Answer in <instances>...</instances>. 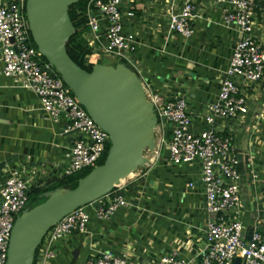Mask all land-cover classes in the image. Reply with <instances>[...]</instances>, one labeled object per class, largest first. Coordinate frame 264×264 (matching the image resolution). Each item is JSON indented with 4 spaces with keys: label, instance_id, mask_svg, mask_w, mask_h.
<instances>
[{
    "label": "crops",
    "instance_id": "0c3cea01",
    "mask_svg": "<svg viewBox=\"0 0 264 264\" xmlns=\"http://www.w3.org/2000/svg\"><path fill=\"white\" fill-rule=\"evenodd\" d=\"M184 1L125 2L124 12L130 10L133 16H124V32L134 36L130 60L144 87L166 99L183 97L194 128L200 130L204 126L200 117L218 94L236 32L222 22L226 0H195L192 36L170 32V5L179 10ZM257 3L254 35L264 50V1ZM105 58L114 60L110 66L118 64L112 55L105 54ZM1 68L0 61V162H10L0 172V185L17 169L27 180L35 172L30 189L43 187L57 179L79 136L64 133L66 121L48 119L37 97L4 78ZM237 82L247 113L234 120H216L214 127L232 136L237 154L249 156L242 174L239 219L245 240L258 233L264 241V79L249 86L240 79ZM145 157L147 164L121 182L119 193L127 206L106 220L97 219L88 207L87 232L67 235L58 242L51 264H86L106 251L126 254L128 264H152L178 251L189 264H199L197 254L205 245L210 217L204 209L198 164L172 165L166 150L163 155L152 152Z\"/></svg>",
    "mask_w": 264,
    "mask_h": 264
},
{
    "label": "built area",
    "instance_id": "2783aa9c",
    "mask_svg": "<svg viewBox=\"0 0 264 264\" xmlns=\"http://www.w3.org/2000/svg\"><path fill=\"white\" fill-rule=\"evenodd\" d=\"M132 1L89 0L85 11L88 32L84 39L92 50L99 49L123 60L135 71L130 60L135 39L132 34L124 32L123 23L124 16H133L130 10L124 12L125 2ZM226 3L222 22L235 30L236 38L218 94L207 105L205 115L200 117L204 126L200 130L194 128L183 97L166 99L144 87L158 121L153 153L159 154L164 144L170 164L196 163L199 166L204 209L210 217L204 231L205 245L197 254L199 264H234L237 258L239 264H264V241L258 233L245 240L239 219L242 174L233 138L214 127L216 120H234L247 113L245 97L241 95L237 79L246 86L256 85L264 79V50L254 35L258 3L257 0H226ZM23 7V0L20 5L14 1L0 3L1 74L16 87L33 93L48 119L55 122L64 119L67 123L64 133L79 136L73 141L67 164L57 177L62 179L97 166L109 145V136L88 115L62 79L54 74L37 48L29 43ZM195 10V0L184 1L179 10L170 5L168 30L184 38L191 37ZM34 175L32 172V177L27 180L21 171L13 169L0 185V264H6L11 231L17 217L27 208L29 184L34 182ZM120 186L121 183L100 198L98 208L91 204L79 207L53 225L39 244L33 264H51L58 242L67 235L87 232L88 207H92L99 220L109 219L118 208L126 207L127 202L119 193ZM188 187L193 188V183ZM86 264H128V258L126 254L106 251L90 258ZM152 264L189 263L178 251H173Z\"/></svg>",
    "mask_w": 264,
    "mask_h": 264
},
{
    "label": "water",
    "instance_id": "95a60500",
    "mask_svg": "<svg viewBox=\"0 0 264 264\" xmlns=\"http://www.w3.org/2000/svg\"><path fill=\"white\" fill-rule=\"evenodd\" d=\"M13 1L20 5V0ZM78 1L25 0L23 10L38 52L108 134L109 149L103 164L94 167L74 189L47 192L43 203L21 212L11 231L6 264H33L39 244L53 225L79 207L91 204L98 208V200L143 168L148 162L144 152L155 148L158 121L138 74L123 63L96 64L87 72L69 57L66 45L75 33L69 7ZM236 157L244 175L249 156L239 153ZM9 162H0V172ZM239 262L237 258L234 264Z\"/></svg>",
    "mask_w": 264,
    "mask_h": 264
},
{
    "label": "trees",
    "instance_id": "16d2710c",
    "mask_svg": "<svg viewBox=\"0 0 264 264\" xmlns=\"http://www.w3.org/2000/svg\"><path fill=\"white\" fill-rule=\"evenodd\" d=\"M89 0H79L77 3L71 5L69 7V17L71 20L72 25L75 27V33L74 35L69 39L66 50L69 55V57L83 70L90 72L92 70L93 64L88 63L87 57L90 56L93 52V50L89 47L86 40L84 39V35L88 32L87 28V19L85 15L86 6ZM264 1V0H261ZM143 0H133L131 4H138L142 3ZM24 13V10H23ZM26 18V17H25ZM29 38L32 43V46L36 48L34 45L30 33ZM43 60L46 62V60L43 57ZM118 63H123L128 65L123 60H118ZM109 149V145L106 146L104 156L99 160L97 163V166L102 165ZM91 169H86L85 171H82L78 174L62 178V179H55L51 183L46 184L43 187L38 188H31L29 190L28 194V208H33L41 203H43L46 199L43 196L47 192H52L56 189H65L70 190L74 189L78 183L79 180L84 178Z\"/></svg>",
    "mask_w": 264,
    "mask_h": 264
},
{
    "label": "rangeland",
    "instance_id": "374dc122",
    "mask_svg": "<svg viewBox=\"0 0 264 264\" xmlns=\"http://www.w3.org/2000/svg\"><path fill=\"white\" fill-rule=\"evenodd\" d=\"M23 2H25V0H23ZM85 35H86V34H85ZM29 43L32 44L30 40H29ZM87 59H88V60H87L88 63L93 64V65H96V64H98V63H101V64H103V65L110 66V64H113V63H114V60L109 59V58H105V54H104V53H102V52H97V51L92 52V54H91L90 56H88ZM166 149H167L166 146L163 144L162 147H161V149L159 150L160 155H163V154L165 153V150H166ZM150 153H152V152L145 151V152H144V156H145V155H149ZM103 156H104V155H103ZM94 167H96V166H93L92 169H93ZM90 169H91V168H90ZM84 171H85V170H84ZM77 174H78V173H77ZM27 208H28V206H27Z\"/></svg>",
    "mask_w": 264,
    "mask_h": 264
},
{
    "label": "bare ground",
    "instance_id": "6f19581e",
    "mask_svg": "<svg viewBox=\"0 0 264 264\" xmlns=\"http://www.w3.org/2000/svg\"><path fill=\"white\" fill-rule=\"evenodd\" d=\"M131 177V176H130Z\"/></svg>",
    "mask_w": 264,
    "mask_h": 264
}]
</instances>
